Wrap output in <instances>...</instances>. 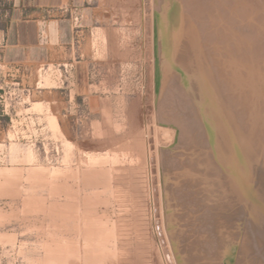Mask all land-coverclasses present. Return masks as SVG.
I'll return each instance as SVG.
<instances>
[{"label":"rangeland","instance_id":"374dc122","mask_svg":"<svg viewBox=\"0 0 264 264\" xmlns=\"http://www.w3.org/2000/svg\"><path fill=\"white\" fill-rule=\"evenodd\" d=\"M195 1L215 13L208 22L201 17L209 33L239 31L242 22L255 37L264 32V0ZM9 2L0 0V264H191V251L200 254L198 264H264L196 113L195 57L210 62L200 33L187 36L183 20L171 19L174 3H187L96 0L101 29L80 49L95 53L83 59L102 70L97 90L107 97L89 106L77 95L68 57L59 53L55 62L37 64L3 60ZM161 19L170 26L166 38ZM217 41L213 49L231 91L241 100L250 90L255 98L264 71L225 55V42ZM217 80L228 103L214 83L219 99L240 132L225 80ZM259 103L252 107L262 120L247 112V133L259 156L255 178L264 168V100ZM211 229L220 256L209 260Z\"/></svg>","mask_w":264,"mask_h":264},{"label":"bare ground","instance_id":"6f19581e","mask_svg":"<svg viewBox=\"0 0 264 264\" xmlns=\"http://www.w3.org/2000/svg\"><path fill=\"white\" fill-rule=\"evenodd\" d=\"M186 1L187 0L185 1L183 0V2H186ZM233 1H232V4H233ZM247 1H250V0H247ZM214 2L216 1L214 0ZM252 2L253 1H250V3ZM186 3H187L186 5L184 3L185 5L184 7L181 3H177V2L174 3V4H179L180 6L177 5L175 7L174 12L171 13V19L178 22L177 24H179L183 20V22L185 23V30L188 31L187 36L193 34L194 32L200 33L205 45H208L206 52L208 54V60L210 62V65L207 66L205 61L202 59V57H200L199 55L195 57L196 84H197V91H198L197 96L195 97L196 113L200 117L202 124L206 130V135L210 142L211 151L213 153L215 162L223 170V174L225 178L227 179V182L233 192L235 201L236 203L240 204L239 206L242 208L241 211L244 214V217L247 219L248 228L250 229L249 230L250 233L248 234L250 236V240L253 242L252 247H255V249L258 250L260 254V260L261 262L262 261L264 262V168L260 171V174H258V177L255 178L254 176V172L256 168L255 163L257 159L259 158V156L256 153L257 149L252 147L250 143L249 135L247 133L248 128H249L248 127L249 124L247 122V114H248L247 112L251 114L250 118H252V120H262L261 112L256 110V107H252V106H255V104L256 105L260 104L259 103L260 100H262L263 102L264 95L255 96L254 98L252 97L251 91L248 90V91H245L244 93L248 99L244 98L240 100L239 94L235 95V93L231 91L232 86L231 84L228 83L227 77L223 75L222 72H220L219 65L221 63V60L219 56L216 54L217 52L213 49L214 45L216 44L215 41L220 39V41L225 42L224 44H222L225 47V50H224L225 55L239 56L240 59H243L246 63L254 62L256 63V67L259 70L264 71V32L263 31L261 32L259 38L255 37L256 35H258L257 31H256L257 34L253 35L250 24L245 25L244 24L245 22L240 21V18L238 17L239 21L242 22L240 24L241 26H240L239 31L237 30V28H236L237 31H235V29L232 30L230 27L228 28L227 27L228 25L227 26L223 25L227 27L224 31L221 30V32H218V30H216L217 31L216 33L214 31H213L214 33H209L208 31L209 23L207 24L209 20L207 21L206 19H210V17L213 15L215 16V13L213 14V11L210 12V9L209 11H207V13L204 12L203 9L205 8L203 7V5L200 2H196L195 0H192V1L189 0ZM216 3H218V1ZM216 3L214 4L216 5ZM243 5L246 6L247 2H246V5L245 4ZM261 5L262 3L259 4V6ZM172 7H174L173 4L171 7L170 6L168 7V10H169L168 13H170ZM209 7L210 6H208L207 4V10ZM256 7L258 8V6ZM222 8H218L217 10L222 9ZM246 9L247 7H245V10ZM224 10L225 9H223V11ZM219 13L221 14V12ZM242 13H245L244 10ZM246 14L247 13L242 14L241 16L245 19L247 18ZM259 15L261 14L259 13ZM202 16L205 17L204 20H206L207 22L204 23V20H201ZM217 19L218 17L216 18V20ZM246 21L248 20L246 19ZM160 23H161L160 30H161L162 36L163 38H166L169 33L170 26L169 27L167 26L168 22L166 19L165 20L161 19ZM254 25L257 26L256 24ZM231 26H232V23H231ZM216 27H219L218 29L220 30V26H215V28ZM261 30H264V28H262ZM228 32L230 33L227 34ZM217 78H219V80H221L222 82L225 80V82H223V86L228 91V95H227L228 99L233 104L234 106L233 108L236 109V112L239 115V117H236L237 119L234 120V123L236 125L234 123L233 124L235 125V127L236 126L238 128L241 127L240 128L241 130H239L240 132L233 130L234 128L232 126L231 120L229 119L226 106L221 101V99H219L218 93L214 87V83L216 84V87L218 86ZM219 89L223 96V100L227 102V99L225 98V96L223 95L221 91L222 89L220 87ZM262 92H264V90ZM235 98H236L237 103L239 102L243 104L242 108L246 114H242L241 111L238 112V108L236 107V104L234 102ZM248 100L250 101L249 103H248ZM206 108H207V111H206ZM260 130L259 132H261ZM255 139L258 141V137ZM233 161L235 163H233ZM263 162H264V159H263ZM209 226L210 228L212 227V225H209ZM205 230H207V228ZM210 239L211 240L207 241L208 243L207 248L204 247L206 251L208 252L209 260L210 258L214 256H220L219 254H217L218 241L216 240L212 229L210 231ZM189 253L192 254L191 264H198L197 259H198V255L200 254H196L194 251H191ZM172 255L174 257V261L175 259L177 260L176 255L174 253ZM218 261L221 262V259L219 260L216 259V263ZM214 262L215 261L211 259L210 262H207V264H216Z\"/></svg>","mask_w":264,"mask_h":264},{"label":"crops","instance_id":"0c3cea01","mask_svg":"<svg viewBox=\"0 0 264 264\" xmlns=\"http://www.w3.org/2000/svg\"><path fill=\"white\" fill-rule=\"evenodd\" d=\"M5 17L1 55L5 62H52L60 53L69 58L77 95L89 106L101 103L106 96L97 90L103 83L98 78L102 70L83 59L95 55L92 50L86 48L83 54L80 49L82 40L101 29L96 0H10Z\"/></svg>","mask_w":264,"mask_h":264},{"label":"water","instance_id":"95a60500","mask_svg":"<svg viewBox=\"0 0 264 264\" xmlns=\"http://www.w3.org/2000/svg\"><path fill=\"white\" fill-rule=\"evenodd\" d=\"M157 13H155V16ZM159 31L157 24L155 23L154 25V43H155V48H154V56H155V91L158 93L160 84H161V76H160V59H159V50H158V42H159Z\"/></svg>","mask_w":264,"mask_h":264},{"label":"flooded vegetation","instance_id":"af4514ba","mask_svg":"<svg viewBox=\"0 0 264 264\" xmlns=\"http://www.w3.org/2000/svg\"><path fill=\"white\" fill-rule=\"evenodd\" d=\"M257 76L260 77L261 75L258 74ZM263 90H264V86L261 85V84H259L258 89L255 90L257 96H259V95H264V92H262ZM213 92H214V90H213ZM209 98H210V96H209Z\"/></svg>","mask_w":264,"mask_h":264},{"label":"built area","instance_id":"2783aa9c","mask_svg":"<svg viewBox=\"0 0 264 264\" xmlns=\"http://www.w3.org/2000/svg\"><path fill=\"white\" fill-rule=\"evenodd\" d=\"M75 19H76V21H79L80 17H79V16H76V18H75Z\"/></svg>","mask_w":264,"mask_h":264}]
</instances>
